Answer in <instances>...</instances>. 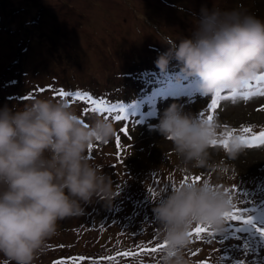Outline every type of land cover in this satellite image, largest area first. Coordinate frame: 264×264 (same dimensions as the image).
I'll list each match as a JSON object with an SVG mask.
<instances>
[{
    "label": "rangeland",
    "instance_id": "obj_1",
    "mask_svg": "<svg viewBox=\"0 0 264 264\" xmlns=\"http://www.w3.org/2000/svg\"><path fill=\"white\" fill-rule=\"evenodd\" d=\"M202 7L238 9L264 20V0H0V108L16 110L35 98L63 101L81 121L90 123L104 115L85 112L90 105L75 99L76 87L105 104L148 98L137 115L122 114L124 121L109 118L116 130L113 139L88 149L91 162L112 178L116 197L111 205L97 200L84 205V215L58 222V234L33 264L81 256L86 259L76 264H159L162 249L146 251L163 244L153 219L154 200L185 177L191 182L199 176V182L229 189L233 207L245 209L254 224L264 227V146H241L238 157L230 159L222 145H211L215 168L186 174L177 167L172 143L150 130L173 103L193 116L212 114L220 128L218 141L226 129L243 125L258 132L264 127V96L232 99L225 89L221 96L229 98L209 113L213 96L201 95L198 83L184 92L189 76L175 60L166 71L156 67L157 57L168 48L162 42L190 38ZM63 87L72 95L47 92ZM112 107L109 117L118 111V106ZM124 127L127 136L120 131ZM117 136L131 146L119 160ZM233 185L237 192L231 191ZM124 252L129 255H120ZM185 255L191 264H264V236L250 225L227 221L212 243L193 237Z\"/></svg>",
    "mask_w": 264,
    "mask_h": 264
},
{
    "label": "clouds",
    "instance_id": "obj_2",
    "mask_svg": "<svg viewBox=\"0 0 264 264\" xmlns=\"http://www.w3.org/2000/svg\"><path fill=\"white\" fill-rule=\"evenodd\" d=\"M162 43L168 48L156 67L166 71L175 60L184 75L197 79L203 96L240 89L264 72V20L238 9L202 7L190 38ZM150 130L172 143L184 173L215 168L209 148L220 131L216 121L173 103ZM115 134L110 120L82 123L63 101L35 98L16 110L0 108V264H33L58 234V222L84 215V205L97 200L111 205L112 178L91 162L88 149ZM240 151L233 140L226 154L236 159ZM154 202V223L167 242L159 264H191L185 255L190 231L199 224L222 232L224 214L233 208L230 194L207 180L177 184Z\"/></svg>",
    "mask_w": 264,
    "mask_h": 264
},
{
    "label": "snow or ice",
    "instance_id": "obj_3",
    "mask_svg": "<svg viewBox=\"0 0 264 264\" xmlns=\"http://www.w3.org/2000/svg\"><path fill=\"white\" fill-rule=\"evenodd\" d=\"M253 82L255 84V88L257 89L256 91H253ZM225 90V88H220L217 90L216 94L213 96L211 99L210 104L208 105L209 108V113L212 111L217 110L218 108V103L221 99H228L229 97H222L221 93ZM230 91V98L236 99L237 96L244 100L250 99L254 95H262L264 96V72L258 73L253 79L248 80L244 83L243 87L240 89H228ZM57 97H66V96H71L69 92H66L64 90H59L55 93ZM75 99L76 100H81V101H87L88 105L90 107L86 108L84 111L85 112H95L104 115L105 119L112 118L116 121H124L125 118L122 115L123 109H120V112H117L114 116L109 117L107 113H111L114 111L113 107L110 104H105L103 101L98 100V99H93L90 95L88 94H81L79 92H76L75 94ZM264 110V108L260 109ZM201 118L206 119L209 122L213 121V115L208 114L205 118L204 113H201ZM84 123L83 121H81ZM122 133H124L125 136H127L128 129L126 127L121 128L120 130ZM239 132V134H234L236 132ZM129 139L131 137H128ZM235 140L236 142L239 143L240 146L243 147H257V146H264V127H262L258 132H253V129L250 126H243L237 130V129H232V130H225L221 134V138L219 141L217 139L213 140L211 145H216L219 143L224 147L225 150L228 149V146L230 143ZM93 145L89 146V152L92 151ZM131 146H125L121 143L120 137H116V148H117V158L122 156V154L128 150ZM189 178L185 177L184 180H182L180 183H187L186 181ZM192 183L199 182L201 180V177L199 176H193L190 178ZM150 192L152 191L151 189L149 190ZM224 191L228 193L229 189L225 188ZM232 192H237L236 186L233 185ZM154 195V193H153ZM246 210L241 209L240 207H233V210L231 212L225 213V222L227 221H233V222H239L241 225H250L252 226L261 236H264V227H258L256 224L253 223V217L250 215H246ZM210 227L205 226V225H196L189 233L190 241L193 237L197 241L204 240L206 238V242L212 243L214 240V233L213 231H209ZM167 246V242H163V244L158 245L157 247H152L151 249H146V251H151L153 253H156L159 249H163ZM198 251L192 252V255H197ZM120 255L123 256H128L129 253L124 252L120 253ZM85 257H78V258H72L71 261L68 260H59V261H54L53 264H76V261H83L85 260ZM107 259L111 260L113 259L112 257H108ZM200 264H208L207 261H201Z\"/></svg>",
    "mask_w": 264,
    "mask_h": 264
},
{
    "label": "trees",
    "instance_id": "obj_4",
    "mask_svg": "<svg viewBox=\"0 0 264 264\" xmlns=\"http://www.w3.org/2000/svg\"><path fill=\"white\" fill-rule=\"evenodd\" d=\"M14 63H17V57L15 58ZM0 79H1V76H0ZM191 83L197 84L198 81H197V79L195 77H191V78L189 77V78H187V82H185L183 84L184 85V87H183L184 88L183 89L184 92H185V88L186 87H189V88L191 87ZM62 89L65 90V89H67V87H63ZM70 89L73 92L72 88H69V90ZM80 90H81V86L80 87H76V89H75L76 92H80ZM37 92H40L41 93L43 91H41L40 89H37ZM47 92H52L53 94L56 93L52 89H49ZM40 93H38V95ZM122 94H124V93H122ZM147 99L148 98L145 97V96H139L138 98H136V100H120V101L119 100H115L110 105H112V106H118L117 107L118 108L117 109L118 110L117 112H120V109H123L122 114H128V116H131V115H137L138 113H140L142 111V107H143L142 103H143V101H145Z\"/></svg>",
    "mask_w": 264,
    "mask_h": 264
}]
</instances>
